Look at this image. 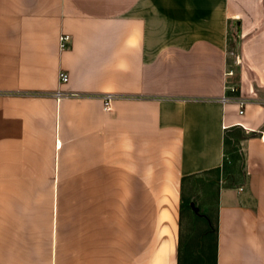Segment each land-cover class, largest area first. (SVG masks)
<instances>
[{
  "label": "crops",
  "instance_id": "0c3cea01",
  "mask_svg": "<svg viewBox=\"0 0 264 264\" xmlns=\"http://www.w3.org/2000/svg\"><path fill=\"white\" fill-rule=\"evenodd\" d=\"M38 188L44 264H264V0H0V264Z\"/></svg>",
  "mask_w": 264,
  "mask_h": 264
},
{
  "label": "trees",
  "instance_id": "16d2710c",
  "mask_svg": "<svg viewBox=\"0 0 264 264\" xmlns=\"http://www.w3.org/2000/svg\"><path fill=\"white\" fill-rule=\"evenodd\" d=\"M251 132H245V130L240 126H232L225 128L223 132V152L225 153V158L223 159V171L225 173L224 177L228 180L235 181V178L243 181L245 173L242 169L240 171H233L234 166L239 164L241 168L244 165V154L242 148V142L247 139ZM239 169V168H238ZM236 173V175H235ZM240 182V181H239ZM238 183L235 181V184Z\"/></svg>",
  "mask_w": 264,
  "mask_h": 264
},
{
  "label": "rangeland",
  "instance_id": "374dc122",
  "mask_svg": "<svg viewBox=\"0 0 264 264\" xmlns=\"http://www.w3.org/2000/svg\"><path fill=\"white\" fill-rule=\"evenodd\" d=\"M233 58L235 55L232 53V50L229 51V64H234ZM232 59V60H231ZM38 219L35 220L37 222V231H38V262L39 264H44L45 262V228H46V218H45V188H38ZM28 221V220H27ZM24 226L22 228L23 232L27 231V224L25 220H23ZM27 236H22L23 246H27Z\"/></svg>",
  "mask_w": 264,
  "mask_h": 264
},
{
  "label": "built area",
  "instance_id": "2783aa9c",
  "mask_svg": "<svg viewBox=\"0 0 264 264\" xmlns=\"http://www.w3.org/2000/svg\"><path fill=\"white\" fill-rule=\"evenodd\" d=\"M70 39V36L68 34H62L59 38L60 41V45L61 46H65L67 41ZM232 71L227 72V74H231ZM59 78L61 81L65 82L68 80V74L66 72H60L59 73ZM113 99V95L112 94H105L103 97V109L104 110H109L110 106H111V101ZM239 114L243 113V109L242 107L239 108ZM242 188H239V190H241Z\"/></svg>",
  "mask_w": 264,
  "mask_h": 264
}]
</instances>
